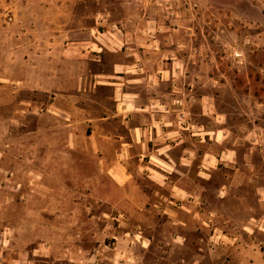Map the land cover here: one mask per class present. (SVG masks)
<instances>
[{
    "label": "rangeland",
    "instance_id": "374dc122",
    "mask_svg": "<svg viewBox=\"0 0 264 264\" xmlns=\"http://www.w3.org/2000/svg\"><path fill=\"white\" fill-rule=\"evenodd\" d=\"M14 2L0 0V264H238L219 248L199 255L176 247L158 208H117L102 199L109 186L96 172L104 161L76 105H90L94 115L111 90L89 82L71 86L70 97L34 91L28 40L51 38L57 55L66 42L89 41L100 48L103 69L118 59L114 40L126 50L145 35L181 44L184 56L193 46V68L218 80L200 86L224 92L220 102L235 99L264 123V0H82L73 15H37ZM145 23L162 30L144 34ZM258 238L264 251V228Z\"/></svg>",
    "mask_w": 264,
    "mask_h": 264
},
{
    "label": "crops",
    "instance_id": "0c3cea01",
    "mask_svg": "<svg viewBox=\"0 0 264 264\" xmlns=\"http://www.w3.org/2000/svg\"><path fill=\"white\" fill-rule=\"evenodd\" d=\"M83 3L15 0L14 6L37 15H73ZM141 27L144 34L162 30ZM141 38L126 50L114 40L118 59L103 69L96 65L100 48H88L89 41L66 42L57 55L51 38L32 37L30 87L69 97L71 86L89 82L111 90L96 103L94 115L90 105H76L87 114L86 136L104 161L96 173L109 186L102 195L108 205L158 208V222L176 247L189 246L199 255L219 248L238 264H264L258 238L264 228V123L235 99L220 102L224 92L200 86L202 79L213 85L218 80L193 68V46L184 56L181 44ZM250 110L259 111L256 105Z\"/></svg>",
    "mask_w": 264,
    "mask_h": 264
},
{
    "label": "built area",
    "instance_id": "2783aa9c",
    "mask_svg": "<svg viewBox=\"0 0 264 264\" xmlns=\"http://www.w3.org/2000/svg\"><path fill=\"white\" fill-rule=\"evenodd\" d=\"M10 19H11V17H10Z\"/></svg>",
    "mask_w": 264,
    "mask_h": 264
}]
</instances>
